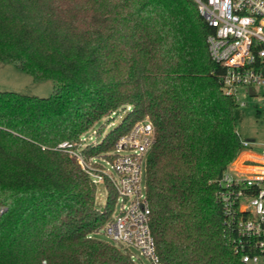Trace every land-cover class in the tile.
<instances>
[{
  "label": "trees",
  "instance_id": "16d2710c",
  "mask_svg": "<svg viewBox=\"0 0 264 264\" xmlns=\"http://www.w3.org/2000/svg\"><path fill=\"white\" fill-rule=\"evenodd\" d=\"M210 32L194 0H0V62L54 82L46 97L0 89V264H138L92 236L113 215L114 188L98 209L96 183L58 146L124 109L84 153L111 158L138 120L153 121L147 196L161 259L246 264L218 201L242 141Z\"/></svg>",
  "mask_w": 264,
  "mask_h": 264
},
{
  "label": "built area",
  "instance_id": "2783aa9c",
  "mask_svg": "<svg viewBox=\"0 0 264 264\" xmlns=\"http://www.w3.org/2000/svg\"><path fill=\"white\" fill-rule=\"evenodd\" d=\"M194 1L211 27L208 50L211 59L223 68L222 88L239 106H245L239 99L241 88L250 95L257 94V87L264 89V0ZM241 141L239 154L244 157L240 162L236 157L217 180L218 201L234 252L246 264H264V143L255 137ZM154 142L155 125L145 118L117 140L111 158L87 156L85 140L63 141L58 146L77 158L93 182L111 185L121 201L119 209L115 208L110 220L97 231H104L117 245L137 247L152 264H165L152 231L147 196L148 154ZM254 144L263 148L257 150ZM6 210L7 206L0 204V221Z\"/></svg>",
  "mask_w": 264,
  "mask_h": 264
},
{
  "label": "rangeland",
  "instance_id": "374dc122",
  "mask_svg": "<svg viewBox=\"0 0 264 264\" xmlns=\"http://www.w3.org/2000/svg\"><path fill=\"white\" fill-rule=\"evenodd\" d=\"M0 89L46 97L53 93L54 82L51 79L36 80L33 75L20 70L13 64L0 62ZM239 99L246 103L245 106H239L240 121L238 124V133L241 140L255 137L257 141L264 143V89L257 87V94L250 95L245 88H241ZM127 111V109H124L103 118L90 131L83 135V140L88 143L101 139L106 132L111 130L127 114ZM101 125H105V132L103 135L98 136L95 132ZM253 147L257 150L263 148L261 144H254ZM103 163L107 165L104 161ZM145 176L146 174L143 173V179ZM96 185V207L98 209H104L108 194L107 185L104 182L96 183ZM120 202V200H117L115 204L117 210L119 209ZM92 236L115 243L104 231L94 232ZM128 248L133 253V257L138 264H152L150 259L143 255L137 247L129 245Z\"/></svg>",
  "mask_w": 264,
  "mask_h": 264
},
{
  "label": "crops",
  "instance_id": "0c3cea01",
  "mask_svg": "<svg viewBox=\"0 0 264 264\" xmlns=\"http://www.w3.org/2000/svg\"><path fill=\"white\" fill-rule=\"evenodd\" d=\"M251 138V137H250ZM243 157H244V154H238L237 155V159H238V161L240 162V161H242V159H243Z\"/></svg>",
  "mask_w": 264,
  "mask_h": 264
},
{
  "label": "water",
  "instance_id": "95a60500",
  "mask_svg": "<svg viewBox=\"0 0 264 264\" xmlns=\"http://www.w3.org/2000/svg\"><path fill=\"white\" fill-rule=\"evenodd\" d=\"M251 93L253 94V90H251ZM248 139H253V138H248Z\"/></svg>",
  "mask_w": 264,
  "mask_h": 264
}]
</instances>
